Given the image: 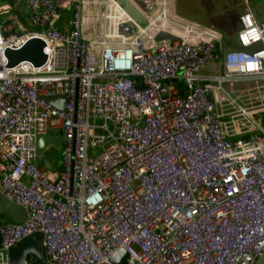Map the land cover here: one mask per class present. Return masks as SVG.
<instances>
[{
  "label": "built area",
  "instance_id": "1",
  "mask_svg": "<svg viewBox=\"0 0 264 264\" xmlns=\"http://www.w3.org/2000/svg\"><path fill=\"white\" fill-rule=\"evenodd\" d=\"M128 1L145 23L116 0H25L37 30L0 23V192L28 215L0 226V264L35 232L49 264H118L120 249L123 264H254L264 251V19L243 12L225 38L172 0ZM30 38L46 61L5 68ZM64 91L62 108L43 99ZM53 127L61 156L45 168L36 141Z\"/></svg>",
  "mask_w": 264,
  "mask_h": 264
},
{
  "label": "water",
  "instance_id": "2",
  "mask_svg": "<svg viewBox=\"0 0 264 264\" xmlns=\"http://www.w3.org/2000/svg\"><path fill=\"white\" fill-rule=\"evenodd\" d=\"M119 5L130 15L131 18L138 23H145V18L141 12L128 0H116ZM170 37L168 34L160 33L157 35V39ZM45 42L40 38H30L21 47L17 49L6 48L4 54L6 56L7 64L5 68L13 67L21 61H30L34 66H40L46 61V53L44 52ZM136 86L140 87V80H137ZM44 100L51 103L56 108H62L63 103L66 100L65 91L60 95L54 97H43ZM46 136L43 134L38 138ZM38 140V139H37ZM63 142V133L52 138V144L56 147H60ZM40 145H36V154L39 155ZM27 210L14 203L0 192V226L5 224L7 220L21 223L27 219ZM43 235L41 232H35L20 241L16 246L8 249V256L10 258V264H49L46 261L45 251L43 247ZM34 257L29 262L27 255ZM127 254L123 249H120L118 253L111 257V262L123 264ZM254 264H264V251L257 258Z\"/></svg>",
  "mask_w": 264,
  "mask_h": 264
},
{
  "label": "crops",
  "instance_id": "3",
  "mask_svg": "<svg viewBox=\"0 0 264 264\" xmlns=\"http://www.w3.org/2000/svg\"><path fill=\"white\" fill-rule=\"evenodd\" d=\"M176 0H172V12H176ZM224 4L222 9H216L212 0H203V5L205 4L208 15L206 14L205 19L207 24H214L225 36V38L233 37V34L237 27V16L243 12L249 11L253 14L256 19H264V13L257 9L253 8L251 5V0L248 2L244 0H223ZM3 5H8L11 9V12L17 15V19L10 18V14L0 12V23L1 26L13 25L12 30L7 29L3 30L4 35L10 33H20L24 30H37L38 27L34 26L30 20V12L26 8L25 0H0V7ZM72 17L70 11L69 14L63 13L62 20L60 19L58 28H69V20ZM90 37V35H87ZM51 130V131H50ZM62 134L61 130L57 127L49 128L46 132V136L41 139L38 138L36 145H40L39 152L36 154V162L38 165L50 168L51 166H57L60 157H51L46 156V151L50 150L51 147L60 149L52 144V138L54 136ZM39 160V161H38Z\"/></svg>",
  "mask_w": 264,
  "mask_h": 264
},
{
  "label": "rangeland",
  "instance_id": "4",
  "mask_svg": "<svg viewBox=\"0 0 264 264\" xmlns=\"http://www.w3.org/2000/svg\"><path fill=\"white\" fill-rule=\"evenodd\" d=\"M176 15L187 18L192 21H197L201 24H207L205 16L208 15L206 10L205 4L203 5V0H176ZM213 4L215 5L216 9L220 10L223 7V0H212ZM251 5L253 8H257L264 13V0H251ZM65 13L69 14L70 11H64ZM232 38V37H231ZM207 73L208 71H204ZM51 131V130H50ZM92 151L99 153L101 149L99 147L96 148H88V153ZM46 156L49 158L51 157H60L61 156V148L51 147L50 150L46 151ZM29 256H31L29 254Z\"/></svg>",
  "mask_w": 264,
  "mask_h": 264
},
{
  "label": "bare ground",
  "instance_id": "5",
  "mask_svg": "<svg viewBox=\"0 0 264 264\" xmlns=\"http://www.w3.org/2000/svg\"><path fill=\"white\" fill-rule=\"evenodd\" d=\"M3 56L5 57V59H6V56H5V54H4V52H3ZM6 64H7V60H6ZM39 161V160H38Z\"/></svg>",
  "mask_w": 264,
  "mask_h": 264
},
{
  "label": "flooded vegetation",
  "instance_id": "6",
  "mask_svg": "<svg viewBox=\"0 0 264 264\" xmlns=\"http://www.w3.org/2000/svg\"><path fill=\"white\" fill-rule=\"evenodd\" d=\"M29 259H32V256H29V257H28V260H29Z\"/></svg>",
  "mask_w": 264,
  "mask_h": 264
},
{
  "label": "trees",
  "instance_id": "7",
  "mask_svg": "<svg viewBox=\"0 0 264 264\" xmlns=\"http://www.w3.org/2000/svg\"><path fill=\"white\" fill-rule=\"evenodd\" d=\"M71 13H72V12H71ZM61 20H62V19H61ZM228 40H229V39H228ZM7 221H8V222H12L11 220H7ZM7 221H6V222H7Z\"/></svg>",
  "mask_w": 264,
  "mask_h": 264
}]
</instances>
